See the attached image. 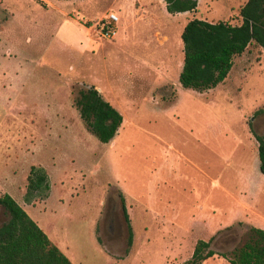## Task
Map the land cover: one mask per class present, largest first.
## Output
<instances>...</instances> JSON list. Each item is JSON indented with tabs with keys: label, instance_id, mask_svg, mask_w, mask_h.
<instances>
[{
	"label": "rangeland",
	"instance_id": "374dc122",
	"mask_svg": "<svg viewBox=\"0 0 264 264\" xmlns=\"http://www.w3.org/2000/svg\"><path fill=\"white\" fill-rule=\"evenodd\" d=\"M246 1L170 13L164 0H0V194L74 264H184L200 239L225 252L264 229V48L251 44L207 91L179 79L188 21L241 24ZM111 13L113 39L99 31ZM91 85L123 115L108 143L76 106ZM32 165L51 190L29 204Z\"/></svg>",
	"mask_w": 264,
	"mask_h": 264
},
{
	"label": "trees",
	"instance_id": "16d2710c",
	"mask_svg": "<svg viewBox=\"0 0 264 264\" xmlns=\"http://www.w3.org/2000/svg\"><path fill=\"white\" fill-rule=\"evenodd\" d=\"M164 1L170 13L196 12L199 3V0ZM240 15L241 24L197 17L188 21L182 33L184 64L179 78L184 87L199 92L212 89L225 81L235 58L251 44L264 48V0H247L240 7ZM76 106L90 132L104 143L113 140L123 115L96 86L82 89ZM257 137L260 170L264 173V136ZM27 180L24 195L27 203L50 195L51 183L43 166L32 165ZM122 201L124 204L123 195ZM0 205L8 215L0 226V264H74L10 193L0 194ZM123 210L131 228L125 205ZM215 254L231 264H264V229L251 226L243 243L225 252H217L210 241L200 239L191 259L184 264H203Z\"/></svg>",
	"mask_w": 264,
	"mask_h": 264
},
{
	"label": "built area",
	"instance_id": "2783aa9c",
	"mask_svg": "<svg viewBox=\"0 0 264 264\" xmlns=\"http://www.w3.org/2000/svg\"><path fill=\"white\" fill-rule=\"evenodd\" d=\"M119 17L116 13H111L109 16H106L101 20L99 31L104 36L113 39L117 32L113 29V22L118 21Z\"/></svg>",
	"mask_w": 264,
	"mask_h": 264
},
{
	"label": "crops",
	"instance_id": "0c3cea01",
	"mask_svg": "<svg viewBox=\"0 0 264 264\" xmlns=\"http://www.w3.org/2000/svg\"><path fill=\"white\" fill-rule=\"evenodd\" d=\"M181 13H183V12H181ZM184 13H187V12H184ZM117 35V34H116Z\"/></svg>",
	"mask_w": 264,
	"mask_h": 264
}]
</instances>
